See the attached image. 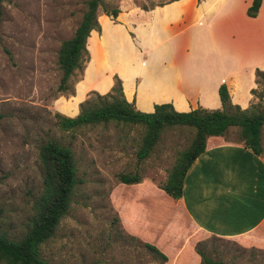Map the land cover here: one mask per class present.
Returning a JSON list of instances; mask_svg holds the SVG:
<instances>
[{"label":"crops","instance_id":"obj_1","mask_svg":"<svg viewBox=\"0 0 264 264\" xmlns=\"http://www.w3.org/2000/svg\"><path fill=\"white\" fill-rule=\"evenodd\" d=\"M250 3L171 0L147 9L121 5L115 18L99 12L100 30L87 37L90 57L74 94L58 95L53 107L76 115L87 92H107L114 74L125 98L143 111L160 102L177 110L221 107V82L233 103L247 107L255 70H264V0L254 16L246 11ZM121 183L131 193L116 204L125 228L155 244L170 264H199L195 244L208 236L264 250V157L236 139L207 137L179 198L151 177Z\"/></svg>","mask_w":264,"mask_h":264},{"label":"rangeland","instance_id":"obj_2","mask_svg":"<svg viewBox=\"0 0 264 264\" xmlns=\"http://www.w3.org/2000/svg\"><path fill=\"white\" fill-rule=\"evenodd\" d=\"M165 1L100 0L98 13L132 3L150 8ZM85 6L86 0H2L1 226L15 235L25 229L42 184L38 146L47 136H54L71 143L78 179L68 211L54 235L41 245L43 256L58 264H170L125 228L116 204L131 193L118 174L137 172L162 182L177 152L188 144L192 129L164 128L149 155L138 159L142 125L111 121L61 130L55 123L53 100L61 94L57 91L61 76L58 47L72 35ZM259 22L264 24V10ZM149 76L146 72V80ZM257 89L262 90L264 101V85ZM226 136L238 140L236 127ZM262 139L264 143V125ZM203 240L204 251L225 264H264L263 250L245 248L230 238L208 236Z\"/></svg>","mask_w":264,"mask_h":264},{"label":"trees","instance_id":"obj_3","mask_svg":"<svg viewBox=\"0 0 264 264\" xmlns=\"http://www.w3.org/2000/svg\"><path fill=\"white\" fill-rule=\"evenodd\" d=\"M168 1L171 0L165 2ZM260 3L261 0H251L246 9L247 13L256 15ZM99 5L100 0H86V6L72 35L63 38L60 42L57 51V61L61 69L57 85L60 95L74 94V84L81 77L90 57L86 45L87 37L92 29L100 30L97 19ZM119 10L118 6H114L111 9H104V12L115 18ZM2 15V0H0V27ZM255 75L257 86L251 88V93L258 100H252L247 107L233 103L226 83L221 82L218 88L221 107L198 106L189 110H177L170 102H160L154 104L152 111H143L136 108L133 101L125 98L122 80L114 74L113 84L107 92L100 93L96 90L87 92L86 97L79 103V111L76 115L70 116L55 110V123L61 130H77L111 121L142 125L143 133L136 150L138 159L149 155L164 128L174 125L191 128L192 136L188 144L175 155L173 163L167 170L166 178L158 182L167 194L179 198L183 192L185 174L193 160L204 151L209 135L226 136L231 127H236L238 141L254 153L262 155L264 101L261 100L262 90L258 91L257 88L264 85V70L256 68ZM38 156L42 168V184L33 201L32 212L25 229L17 235L11 234L1 226L0 222V264H58L43 256L41 245L54 235L62 217L70 207L78 179L77 161L71 143L54 136H47L40 142ZM118 177L120 181L126 183L137 182L142 178L137 172H120ZM204 242L205 240L202 239L195 244V249L201 257L199 264H225L221 259L204 251ZM143 243L162 261L168 258L155 244L148 241Z\"/></svg>","mask_w":264,"mask_h":264}]
</instances>
